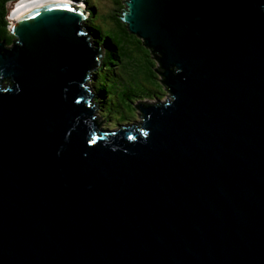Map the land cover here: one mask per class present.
<instances>
[{
  "label": "water",
  "instance_id": "water-1",
  "mask_svg": "<svg viewBox=\"0 0 264 264\" xmlns=\"http://www.w3.org/2000/svg\"><path fill=\"white\" fill-rule=\"evenodd\" d=\"M127 4L170 91L140 126L99 125L70 0L0 42V264H264V0Z\"/></svg>",
  "mask_w": 264,
  "mask_h": 264
},
{
  "label": "trees",
  "instance_id": "trees-1",
  "mask_svg": "<svg viewBox=\"0 0 264 264\" xmlns=\"http://www.w3.org/2000/svg\"><path fill=\"white\" fill-rule=\"evenodd\" d=\"M12 1L15 0H0V40H4L6 46L16 42L7 17ZM87 1L90 16L85 23L90 29V40L99 49L87 78H96L94 88L99 94V111L107 113L108 109L112 111L115 108L113 120L124 123L136 115L135 106L143 99L159 95L162 98L168 94L165 81L158 80L157 73L165 71L160 60L161 52L152 48L143 37L130 32L128 22L123 20L128 8L127 0H110L113 7L109 13L97 9L100 6L97 0ZM173 70L177 71V68L173 66ZM6 82L8 79L2 80L3 85Z\"/></svg>",
  "mask_w": 264,
  "mask_h": 264
},
{
  "label": "rangeland",
  "instance_id": "rangeland-1",
  "mask_svg": "<svg viewBox=\"0 0 264 264\" xmlns=\"http://www.w3.org/2000/svg\"><path fill=\"white\" fill-rule=\"evenodd\" d=\"M18 0H15L14 3H10L9 4V13L7 14V17H9L10 19V23L12 22V15H14V12L15 10L12 9L14 7V4L17 2ZM83 0H78V1H74V6H78L79 3H82ZM45 2H51V0L49 1H45ZM97 2L99 3V7L97 6V9L99 8V10L103 13H109L111 10H112V7H113V3L110 1V0H97ZM89 4V3H87ZM90 5V4H89ZM88 5V7H89ZM35 6V5H34ZM33 6V7H34ZM11 10V11H10ZM14 10V11H13ZM89 19V18H88ZM11 25V24H10ZM146 41V40H145ZM0 42H4V40H0ZM92 42V41H91ZM93 44V42H92ZM13 45V44H12ZM12 45H8L7 47L8 48H11ZM95 45V44H94ZM158 76H159V79L162 80V77L160 75V73H157ZM95 76L93 77V90L95 89ZM163 81V80H162ZM94 92V91H93ZM170 98V91H168V94L166 95H163L161 100H166V99H169ZM152 100V99H150ZM107 109V108H106ZM109 110V109H108ZM102 113H105V114H109L110 115V120L108 121L109 123H115L116 121L113 120V117L111 116V113L109 111H107V113L105 111H102ZM99 115H101V110L99 111ZM98 115V116H99ZM141 116V115H140ZM139 115H133V116H130L129 120L128 121H125V123L127 124H133L135 123L136 121L133 119V117H136L137 121H142V118L140 117Z\"/></svg>",
  "mask_w": 264,
  "mask_h": 264
},
{
  "label": "bare ground",
  "instance_id": "bare-ground-1",
  "mask_svg": "<svg viewBox=\"0 0 264 264\" xmlns=\"http://www.w3.org/2000/svg\"><path fill=\"white\" fill-rule=\"evenodd\" d=\"M45 1H49V0H18L15 4L14 7L12 9L15 10L14 15H12V20L13 19H17L18 17H20L22 14H24L25 12L31 10L34 7L40 6L42 4H45L47 2ZM53 1H61V0H51V2ZM89 3L87 0H83L82 4L85 5H89L87 4ZM35 5V6H34ZM34 6V7H33ZM13 10V11H14ZM11 11V10H10ZM142 116V114H141Z\"/></svg>",
  "mask_w": 264,
  "mask_h": 264
},
{
  "label": "flooded vegetation",
  "instance_id": "flooded-vegetation-1",
  "mask_svg": "<svg viewBox=\"0 0 264 264\" xmlns=\"http://www.w3.org/2000/svg\"><path fill=\"white\" fill-rule=\"evenodd\" d=\"M90 79V78H89ZM158 80H160L159 79V76H158ZM88 83H89V81H87ZM160 96L161 95H159V96H157V97H154V98H152V100H150L151 98H146V99H143L140 103H138L136 106H135V109H134V111H135V114L136 115H143V113H142V111H141V106H143V104L144 105H146V106H150V104L151 103H153V102H156V101H159L161 98H160ZM144 101V102H143ZM135 104V103H134ZM109 112L111 113V116L113 117V116H115V108L111 111L110 109H109ZM97 114L99 115V109L97 108ZM141 117V116H140ZM142 118V117H141ZM109 119H110V115L109 114H103V113H101V115H99V119H98V123L101 125V126H105V127H108V126H110L111 125V127H112V125L114 124H109ZM133 119L135 120V121H137V119H136V117H133ZM107 120V124H105V121ZM137 122H140V121H137ZM114 126V125H113Z\"/></svg>",
  "mask_w": 264,
  "mask_h": 264
},
{
  "label": "clouds",
  "instance_id": "clouds-1",
  "mask_svg": "<svg viewBox=\"0 0 264 264\" xmlns=\"http://www.w3.org/2000/svg\"><path fill=\"white\" fill-rule=\"evenodd\" d=\"M97 97H98V96H97ZM141 117H143V115H142ZM98 119H99V116H98ZM141 122H142V121H140V122H137V121H136L135 123H133L132 126H140ZM139 123H140V124H139ZM114 124H115V125L112 126V127H111V126H110V127H104V126H101L100 124H99V125H100L101 127H104V128H111V129H114V128H120V125H122V128H126V126H123V125H127V123H125V122H124V123H118L117 121H116Z\"/></svg>",
  "mask_w": 264,
  "mask_h": 264
}]
</instances>
